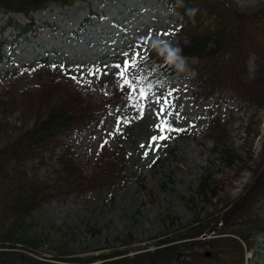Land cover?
<instances>
[{
  "label": "rangeland",
  "instance_id": "1",
  "mask_svg": "<svg viewBox=\"0 0 264 264\" xmlns=\"http://www.w3.org/2000/svg\"><path fill=\"white\" fill-rule=\"evenodd\" d=\"M221 5L251 14L264 5V0H222ZM200 8L204 9L202 3ZM239 15L238 12L229 14L228 18L238 20ZM210 23L211 20L205 21L203 29ZM27 25V32L23 31L22 27ZM0 26L4 28L0 30V41H5L2 48L5 58L0 62V96L22 97L27 89H35L31 91L33 93L39 90L38 94L46 90H42L44 86L54 84L53 78L61 76L62 85L81 92L92 103L100 106L107 103L109 109L108 117L101 125L96 122L76 125L58 135L39 159L27 163L25 170L31 181H48L51 185L58 181L59 157L65 148L70 149L68 153L75 158L84 177L94 175L102 146L108 141V147H114L117 140L112 131V114L119 110H123L119 113L128 112L131 126V132L125 131L128 132L124 144L126 178L117 184L112 194L108 189L102 191L94 181V190L80 195L73 192L45 201L32 216L27 217L22 228L16 229L17 237L38 239L41 244L38 251L26 250L20 245L4 247L0 241V252L13 251L32 256L36 260L32 264H71L57 258L99 255L128 245L131 251L147 247L154 250L157 241L173 238L172 232L183 235L188 232L196 216L193 206L206 210L203 217L207 211H216L213 203L205 204L195 195L207 170L223 178L229 177V169L212 153L210 118L220 117L227 125L235 149L245 156L251 138L246 134V128L255 113L254 107L249 108L236 99L231 90L233 82L217 86L215 78L208 79L207 63L190 59L189 68L196 75L176 73L169 81L155 86L149 94L150 99L142 101L147 106L142 119L137 118L140 101L125 97L118 102L115 95L121 91L115 77L117 70L111 66H123V53H129V60L134 53H140L144 59L137 56L139 66L131 69L128 76L129 79L133 74L144 77L146 69L156 67L161 59L150 47L154 36L159 35L177 46L187 42L185 21L168 6L166 0H76L70 6L52 3L34 13L32 19L23 14H2ZM232 26L230 22L229 29ZM242 27L244 31L240 38L245 50L254 53L255 59L257 56L264 60V21L250 19ZM38 61L41 63L36 64ZM256 67L255 60L248 62L250 77ZM95 68L101 69L99 78L89 75V70ZM105 72L108 74L104 75ZM168 92H173L175 107L169 109L172 115L167 119L173 127L183 131L170 133V138L160 141L162 146L153 150L148 144L150 138L159 132L152 111L158 106L152 103L155 99L152 93L166 95ZM257 119L260 120L257 127L260 137L253 140L252 154L255 158H259V147L264 137V109L254 121ZM2 120L0 112V122ZM4 121L10 130L0 133V147L31 127L33 122L30 119L24 122L19 112L7 116ZM145 152H148L147 156ZM251 169L244 170L237 179L231 175L225 189L231 201L247 191L263 171L264 163L258 172L257 165ZM262 178L264 180V176ZM258 191L254 206L246 204L250 210L260 211L255 215V222L257 219L258 222L254 225L255 237L250 242L252 250L247 249L248 244H243V264H264V225H260V216L264 218L261 211L264 207V183ZM232 219L219 222L218 230L229 229ZM220 236L203 234L197 237L192 233L191 238L187 236L171 244L207 242ZM221 249L223 253L219 262L199 255L194 256L193 264H239L237 248ZM206 251L210 250L205 247L199 249L201 255ZM131 255L133 253L128 256ZM100 263L102 261L95 264Z\"/></svg>",
  "mask_w": 264,
  "mask_h": 264
},
{
  "label": "trees",
  "instance_id": "2",
  "mask_svg": "<svg viewBox=\"0 0 264 264\" xmlns=\"http://www.w3.org/2000/svg\"><path fill=\"white\" fill-rule=\"evenodd\" d=\"M75 1L0 0V15L12 13L31 17L33 13L46 9L52 3L72 5ZM166 2L185 21L184 28L188 40L179 45L183 49V55L187 56L188 60L197 59L201 63L206 62L209 80L215 78L219 82H216L217 86L221 85L220 83L233 82L231 90L236 95V99H240L249 108L254 107L255 113L246 128V134L251 137L249 150L243 156L235 149L227 125L218 115H215L210 118L209 125V136L213 142L212 153L229 169V177L223 178L207 170L198 184L195 195L200 197L205 204L213 203L216 211H207L206 216L203 217V212L206 210L193 206L196 216L188 229V234L172 232L173 238L166 237L157 241L155 250L128 256L132 253V248L128 245L124 249L115 248L111 252L99 255L71 259L57 258L61 262L71 264H95L98 261H102L100 264H193L194 256L205 257L204 253L203 255L199 253L201 247L210 250L208 251L210 260L219 262L221 253H223L221 247H234L240 253L239 264H243L244 246L242 242L248 244V249L253 248L250 242L256 233L254 225L258 219L255 222V215L260 210L253 209L252 211L246 204L254 206L253 200L259 195L258 190L264 183L262 178L264 169L259 172L247 191L236 200L231 201L225 189L232 177L239 178L244 170H250L253 165H257L256 172H258L264 163V140L259 158H255L252 154L254 153L252 151L253 140L259 135L257 127L260 124L259 119L256 121L254 119L264 109V60L256 56L257 67L253 76L250 77L248 62L254 53L245 50L240 38L244 31L243 23L250 19L258 22L264 21V5L255 13L250 14L239 12L233 6L222 7V0H166ZM201 3L204 9L200 8ZM193 8L197 10L194 15L188 11ZM237 12L240 13L238 20L236 18L231 21L228 15ZM208 20H211L210 25L203 29L204 22ZM230 22L233 26L229 29ZM9 25H11L10 22ZM25 29L26 27H22L23 31ZM3 46L4 42H0V62L4 58ZM176 73L173 67L160 59L156 67L146 69L144 75L146 79H142L141 84L146 89L150 86L152 90L155 86L169 81ZM238 73L239 76H237ZM61 78V76L53 78L55 79L54 84L44 86L42 90H46L44 92L41 90L42 92L38 94L39 90L33 93L31 91L35 89H27L22 97L0 96V112L4 120L7 116L17 112L21 114L24 122L28 119L33 120L31 127L25 128L11 138L6 145L0 147V241L4 243V247L14 248L17 244H22L23 249L37 252L41 247L40 241L17 237L16 229L22 228L27 217L32 216L33 212L45 201L73 192L80 195L94 190V181L102 191L108 189L112 194L117 184L124 182L126 178L127 158L124 144L128 132L125 131H129L131 126L128 112L119 113L123 110L112 114V131L117 140L114 147H108V141L102 146L94 175L84 177L75 158L68 153L70 149L65 148L59 157V170L56 173L58 181H54L51 185L48 181L38 183L28 178L25 170L26 164L36 158L39 159V155L53 145L58 135L73 129L76 125L81 126L94 122L101 125L108 117L107 103L102 106L92 103L81 92L62 85ZM201 82L204 84L203 80ZM115 95L118 102L120 98L128 97L126 90ZM4 120L0 122V133L10 130L9 126L4 124ZM252 171L255 172L254 169ZM190 200L193 201L194 198L191 197ZM220 204L222 206H219ZM261 208L264 213V207ZM228 219H232L229 229L218 230L219 222L224 220L227 222ZM260 225H264L263 216H260ZM192 233L197 234V237L203 234L221 236L209 239L207 242L171 244L187 236L191 238ZM35 261L31 256L17 254L13 251L0 252V264H32Z\"/></svg>",
  "mask_w": 264,
  "mask_h": 264
},
{
  "label": "snow or ice",
  "instance_id": "3",
  "mask_svg": "<svg viewBox=\"0 0 264 264\" xmlns=\"http://www.w3.org/2000/svg\"><path fill=\"white\" fill-rule=\"evenodd\" d=\"M169 34V33H164ZM123 56L125 59L123 60V66L121 64H114L111 66V68L116 69L115 77L119 86V89L121 92L127 91V96L129 99H137L141 103H139V116L137 118L142 119L145 115V109L146 105L142 103L144 100L150 99V93H151V87L149 86L147 89L141 84L142 79H146V76L140 77L137 74H133L131 79H129L128 73L131 69L137 68L139 66V63L137 61V56H140V53L136 52L131 56V59L129 60V53L125 52L123 53ZM140 59L143 60L144 58L140 56ZM108 67V66H106ZM101 72L100 68H95L94 70H89V75H97V78H99L98 74ZM108 73L105 72L104 75H107ZM75 79V77H73ZM175 91V90H173ZM152 95L155 97L154 101L152 103L154 105H157L158 108L153 107L152 111L153 114L157 120V124L155 125L157 131L159 132V135L152 136L150 138V143L148 144V147L150 149H158L162 145L160 144V141H165L170 138L169 134L172 132H179L183 131V129L173 127L171 121L167 119L168 116L172 115V112L169 111L170 108H174L175 105L173 104V92H168L165 94H155L152 93ZM176 116L179 117V113H176ZM127 122V121H125ZM155 146V148H153ZM141 147H145V145H141ZM145 155H148V152H145Z\"/></svg>",
  "mask_w": 264,
  "mask_h": 264
},
{
  "label": "clouds",
  "instance_id": "4",
  "mask_svg": "<svg viewBox=\"0 0 264 264\" xmlns=\"http://www.w3.org/2000/svg\"><path fill=\"white\" fill-rule=\"evenodd\" d=\"M191 14L197 11L195 8L188 10ZM150 47L166 63L173 67L178 74H189L195 76L193 69L189 68L188 57L183 55V49L174 45L171 41L162 39L159 35L154 36L150 41ZM255 57L250 56L249 61L254 62Z\"/></svg>",
  "mask_w": 264,
  "mask_h": 264
}]
</instances>
